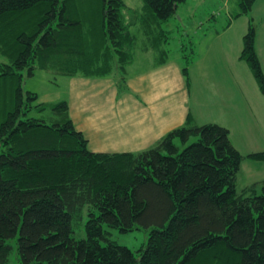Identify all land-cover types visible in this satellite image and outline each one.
Returning a JSON list of instances; mask_svg holds the SVG:
<instances>
[{"label": "trees", "instance_id": "16d2710c", "mask_svg": "<svg viewBox=\"0 0 264 264\" xmlns=\"http://www.w3.org/2000/svg\"><path fill=\"white\" fill-rule=\"evenodd\" d=\"M183 1L142 0L136 13L158 25L152 41L160 56V22ZM254 1L237 0L232 17ZM135 10L123 0H0V54L8 58L0 61V264H8L12 238L19 264H264V179L236 181L242 159H264V151L244 156L226 127L187 117L143 150L94 152L66 99L40 101L22 90L23 71L36 68L114 72L122 83ZM256 28L250 19L238 57L264 96ZM181 56L189 85V57ZM109 228L148 231L133 251Z\"/></svg>", "mask_w": 264, "mask_h": 264}, {"label": "rangeland", "instance_id": "374dc122", "mask_svg": "<svg viewBox=\"0 0 264 264\" xmlns=\"http://www.w3.org/2000/svg\"><path fill=\"white\" fill-rule=\"evenodd\" d=\"M123 1L133 11L134 8L137 9L134 12L135 15L132 16L134 19L137 14L143 12L142 0ZM184 8L187 10L185 15L179 13ZM238 10L237 0H228V4L224 3V0H184L177 8V13L184 18L183 20H179L178 15H176V20L170 17L166 21L160 22V27L164 30L161 47L166 50L161 58L166 59L167 67L171 68V100L174 110L181 108L180 102L183 98L185 103L182 108L183 111H188L190 104V112L187 117L191 120L195 119L197 124L220 123L228 129L229 138L234 147L240 153L247 154L251 151L264 149V131L262 129L264 128V118L260 117L264 96L258 88L249 65L245 60L238 57L242 48L243 34L241 36L240 33L246 29V21L249 18L252 19L257 26L255 49L264 73V17H261L264 15V0L263 2L262 0H255L251 10L246 15L234 19L232 15ZM193 12L199 17L194 22L189 19V15ZM227 22L230 23L229 29L221 31L222 25ZM213 24L220 30L218 31L220 36H216V42L210 44V30ZM144 29L147 30L144 31ZM131 31L136 35L133 54L137 57H134L133 61L127 64V75L123 82L119 84L113 73L98 76V79H92L93 75H82L80 81L83 82V86L76 89L73 115L77 125L82 126L86 135H89L88 148H102L107 145V142L100 136L99 139L94 137L96 132L97 134L103 133L95 125L102 119L101 113L107 109V105H97L99 114L97 117H93L92 123L88 124L85 120L83 106L86 96H93L95 92L100 90L110 93L112 87L113 90H116V97H120L126 92L136 91L138 98L149 104V101L154 99L152 96L153 88L156 91L162 89L159 82L161 75L158 73L154 77L157 82H153L151 76L156 74L136 62L139 58L144 59L146 56L155 55L154 52L148 50V53L143 52L144 55L140 56L139 48L142 51V45H150L153 43V38H158V36L156 37L159 32L158 25L150 22L147 24L141 17H137ZM179 45H182L183 50L178 48ZM156 53L159 54V51ZM182 54H187L189 57L187 58L189 60L187 65L189 85H187L181 71L186 60L182 58ZM7 59L0 54V61H7ZM161 73L163 74V72ZM94 80H98L100 83H91ZM71 84L68 76H61L50 70L36 68L32 76H29L26 70L23 71L21 87L24 92L27 90L36 92L40 101H57L67 96L69 88L73 86ZM110 84L112 85L110 86ZM183 85L188 92L189 99H187L186 92L181 91ZM0 94H2V90ZM134 113L131 109L124 108L116 113L118 116L115 120L119 121L121 118L132 117ZM186 114L187 112L183 114L184 120ZM192 122L194 123V121ZM111 126L110 117L107 116L104 133L110 131ZM193 140L194 138H190L186 144ZM184 145L180 143V149ZM244 167L245 165H243L242 170ZM109 229L111 239L133 251L145 242L148 231L143 228H133L127 232H121L116 228ZM74 235L77 238L82 237L84 235L82 228L76 229ZM10 243L13 245V249L8 264H19L13 238L10 239Z\"/></svg>", "mask_w": 264, "mask_h": 264}, {"label": "crops", "instance_id": "0c3cea01", "mask_svg": "<svg viewBox=\"0 0 264 264\" xmlns=\"http://www.w3.org/2000/svg\"><path fill=\"white\" fill-rule=\"evenodd\" d=\"M224 3L228 4V0H224ZM181 4L182 3H180V5ZM180 5L177 8H179ZM179 13H182L183 15H185L187 14V10L184 8L182 12H179ZM176 14L178 15L179 20L184 19L177 12ZM243 15H246V14H243ZM261 17L263 18L264 15ZM173 18L176 20V16H174ZM189 19L192 22H194L197 19H199V17L196 15L195 12H193L189 15ZM249 20L250 18L246 21L247 25H248ZM247 25H246V28H247ZM212 26L213 27L210 30V35H211L210 44H213L216 42V36H220V33H218V31L220 30L216 28L215 24H213ZM229 27H230V23L227 22L224 25H222L221 31H226V29H229ZM245 30L246 29H243L241 31L240 33L241 36L245 32ZM256 36H257V28H256ZM180 47L181 45H179L178 48L180 49ZM141 49L142 51H140V48H139V52H141L140 56L144 55V53H148V50H151L152 52L155 53V55L152 57L146 56L144 59L139 58L136 62L139 65L145 68H148L147 70H149L150 72H153L154 74H156L154 76H151V80L153 82L155 83L157 82V80L154 77L157 76L158 73L161 75V79L159 80V82L161 84L160 87H162V89L160 91H156V89L153 88L152 96L154 97V99L153 101H149V104L146 101L140 100L138 98V93L136 91H132L131 93L126 92V93L121 94L120 97H116V90H113L112 87H111L110 93H107L105 90H100L99 92H95L93 96H89L87 94L88 96H86L83 106L85 110V120L88 124L92 123L93 117H97L99 114L97 111V107H98L97 105L99 106L102 104L107 105V109L101 113V115H103L102 119L95 125V127L102 130L103 133L101 132L97 134L96 132V135H94V137L98 139L100 136L104 141L107 142V145L106 147H102V148L101 147H90L88 148L89 150L94 151V152H122V151L137 152L134 150L140 151V150H143L151 146L152 144L156 142L157 139H159L168 130L178 125H181L186 121V117L188 113L190 112V104H189V110L183 111L182 108L185 105V103H184V99L182 98L180 102L181 108L176 111L174 110L173 102L171 100L172 99V96H171L172 95L171 94L172 75L170 73L171 68L167 67L166 59L161 58V56L156 53L157 49L153 45V43H151L150 45H144V46L142 45ZM134 57H137V56L136 55L134 56L133 54L132 60L129 63L133 61ZM161 72H163V74ZM113 74H114V77L117 78V75L114 72ZM126 75H127V67H126ZM83 76L82 74H74V75L68 76V78L72 82L71 85L73 86L69 88L67 96L64 99L67 100L69 115L75 127L83 132L85 138L87 139V145L89 147V135H86V133L82 129L83 128L82 126L80 127L77 125L74 115H73L74 100H76L75 99L76 89L78 87L83 86V82L80 81V79ZM92 79H98V75H93ZM91 83L98 84L100 83V81L94 80ZM111 85L112 84H110V86ZM167 85H168V88H167ZM167 90H168V99H167ZM181 91H185L187 94V99H189L188 92L185 90L184 85L183 87H181ZM124 108L131 109L133 112H135L134 116L132 117L129 116L127 118H121L119 121L115 120L116 117L118 116L116 113ZM184 112H187V114L185 115V120L183 119ZM261 114L262 115L260 117L264 118V102L261 105ZM106 115L110 117L112 126H111L110 131H107L104 133V128L106 127V121H107ZM192 121L196 123L195 119ZM262 129L264 131V128ZM259 151H264V149L257 150V151H251L249 153L259 152ZM242 154L244 156L247 155L244 153ZM243 165H245V167L242 170ZM239 175L241 176L239 177ZM262 179H264V159H258V158L247 157V156L244 157L241 162L240 170L237 173V178H236L237 184L239 186H244V185H247L253 182H259Z\"/></svg>", "mask_w": 264, "mask_h": 264}]
</instances>
